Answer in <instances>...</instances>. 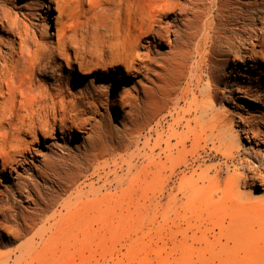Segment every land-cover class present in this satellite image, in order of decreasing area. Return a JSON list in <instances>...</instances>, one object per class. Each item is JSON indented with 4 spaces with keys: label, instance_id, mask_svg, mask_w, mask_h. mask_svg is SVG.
<instances>
[{
    "label": "bare ground",
    "instance_id": "bare-ground-1",
    "mask_svg": "<svg viewBox=\"0 0 264 264\" xmlns=\"http://www.w3.org/2000/svg\"><path fill=\"white\" fill-rule=\"evenodd\" d=\"M85 2L0 0V176L7 173L9 183L0 190V236L15 243L29 234L13 253L0 256L1 264H21L37 240L53 234L60 213L44 207L43 185L81 170L84 158L114 155L115 140L131 134L127 122L148 128L158 103L173 120L165 140L169 178L182 162L172 157L179 143L191 144L184 150L189 155L211 143L232 163L224 182L232 201L253 197L246 189L264 191V22L256 28L247 20L254 2L115 0L102 7L101 22L79 31L73 20ZM180 58L190 65L178 92L183 79L170 67ZM120 77L131 81L117 87L113 80ZM111 120L122 128L114 129ZM242 135L249 145L241 146ZM41 136L49 148L45 155ZM176 136L181 140L172 147ZM132 157L121 159L129 172ZM208 172L203 170L205 178ZM192 184L182 179L179 188L185 195Z\"/></svg>",
    "mask_w": 264,
    "mask_h": 264
},
{
    "label": "rangeland",
    "instance_id": "rangeland-1",
    "mask_svg": "<svg viewBox=\"0 0 264 264\" xmlns=\"http://www.w3.org/2000/svg\"><path fill=\"white\" fill-rule=\"evenodd\" d=\"M114 1L86 0L75 15L74 28L79 31L92 29L106 17L102 7ZM253 2L246 18L257 28L264 22V0ZM53 26L50 20V31L55 32ZM189 65L180 58L175 68L170 67L173 77L183 79L178 92L185 86L184 76ZM119 71L124 73L121 67ZM223 76L227 80L229 73L226 71ZM120 78L113 80L117 87L131 81L129 77ZM250 103L246 100L243 106L250 109ZM183 108L181 103L180 109ZM168 111L165 104H156L148 128L142 130L139 122H127L131 134H121L120 139L115 140L118 150L114 155L98 160L84 158L81 170L74 169L64 180H49L43 185L44 207L49 214L60 213L59 222L46 241H36V251L21 264H264V191L246 189L245 192L254 194L255 198L251 196L239 204L232 201L224 189L227 165L232 163L212 149L211 143L206 151L190 155L184 150H189L191 144L179 143L172 157L182 159V165L179 164L169 178L166 159L169 152L165 140L171 133L169 125L173 120ZM109 122L114 129L122 128L116 120ZM182 132V128L176 131ZM156 133L163 134L162 141L155 140ZM176 137L171 140L172 147L181 140ZM72 142L80 143L74 135ZM240 143L241 146L249 145L243 135ZM47 146L41 136L42 155L48 154ZM130 156H133V169L129 172L121 159L128 161ZM39 159H42L40 154L35 164L40 163ZM206 168L209 172L205 178L203 170ZM7 175L0 176V190L5 183L9 184ZM182 179L193 183L195 190L191 187L184 195L179 188ZM117 184L120 185L116 189ZM69 200L72 201L68 206L62 208V203ZM27 236L10 243L8 235L2 233L0 241L4 243L0 244V256L13 253Z\"/></svg>",
    "mask_w": 264,
    "mask_h": 264
}]
</instances>
